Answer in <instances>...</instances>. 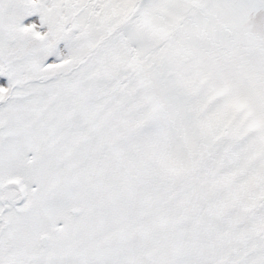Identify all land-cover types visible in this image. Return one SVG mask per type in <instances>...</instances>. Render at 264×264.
<instances>
[{"label":"snow or ice","instance_id":"snow-or-ice-1","mask_svg":"<svg viewBox=\"0 0 264 264\" xmlns=\"http://www.w3.org/2000/svg\"><path fill=\"white\" fill-rule=\"evenodd\" d=\"M0 264H264V0H0Z\"/></svg>","mask_w":264,"mask_h":264}]
</instances>
